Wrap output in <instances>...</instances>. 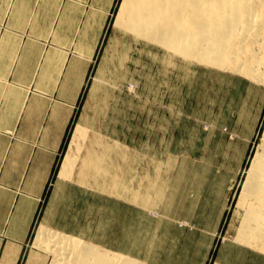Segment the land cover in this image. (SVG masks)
Here are the masks:
<instances>
[{
	"label": "rangeland",
	"instance_id": "374dc122",
	"mask_svg": "<svg viewBox=\"0 0 264 264\" xmlns=\"http://www.w3.org/2000/svg\"><path fill=\"white\" fill-rule=\"evenodd\" d=\"M123 2L0 0V154L8 150L0 159L3 170L23 138L43 134L33 130L37 124L53 123L44 134H62L51 175L39 185L45 190L30 222L29 258L44 254L35 246L41 226L142 264H154L156 256L162 261L165 254L180 263L186 251L203 250L217 227L210 264L230 249V238L263 250L264 237L247 244L237 237L247 207L245 180L264 149V82L126 38L115 26ZM88 123L95 130L89 145L106 156L108 179H90L96 189L105 187L96 191L100 199L69 198L77 189L71 178L63 180V165L77 153L78 125ZM156 171L167 183L158 212L119 198L112 186L125 181L141 188L147 180L139 174ZM5 181L17 186L15 179ZM89 215L90 226H83ZM39 259L52 264L54 257Z\"/></svg>",
	"mask_w": 264,
	"mask_h": 264
},
{
	"label": "bare ground",
	"instance_id": "6f19581e",
	"mask_svg": "<svg viewBox=\"0 0 264 264\" xmlns=\"http://www.w3.org/2000/svg\"><path fill=\"white\" fill-rule=\"evenodd\" d=\"M115 26L136 43L144 40L168 53L223 69L231 67L264 82V0H124ZM247 54L248 58L244 59ZM127 60L131 61L132 57L129 55ZM89 123L78 125L75 134L77 153H69L63 165V180L71 178L77 189L69 198L81 194L100 199L96 191H104L105 187L99 184L96 189L90 179L98 175L108 179L104 169L106 156L97 155L91 150L93 145H89L95 132L90 127L94 124L89 126ZM98 138L100 145V136ZM91 169L95 172L90 173ZM159 173L139 174L141 180H147L141 188L126 186L125 181H115L112 186L119 198L154 212L162 198L159 194L167 189V183L159 180ZM242 200H245L244 206L247 202V207L237 239L246 244L260 242L264 237V149L257 153L251 164ZM95 208V204L91 205L90 212ZM89 218L83 226H90V215ZM87 240L41 226L37 230L35 246L44 254L35 252L29 260L43 264L45 261L39 258L50 254L54 257L52 264H142ZM261 244L263 248L264 240Z\"/></svg>",
	"mask_w": 264,
	"mask_h": 264
},
{
	"label": "crops",
	"instance_id": "0c3cea01",
	"mask_svg": "<svg viewBox=\"0 0 264 264\" xmlns=\"http://www.w3.org/2000/svg\"><path fill=\"white\" fill-rule=\"evenodd\" d=\"M51 125L53 123L48 124L47 127L43 124L33 127V130L43 132V134H38L37 137L23 138L17 151L13 154L15 158L6 170H3L4 162L0 161V264L30 263L28 262L31 254L28 245L30 222L35 213L36 202L39 201L40 194L45 190L40 191L39 185L42 182H45L46 185L62 140L60 130L54 137L44 134L45 131L52 130ZM7 154L8 150L5 151V155L0 154V159L6 158ZM28 168L30 170H27ZM7 179L17 180L14 183L17 186L10 185V182L5 181ZM222 186H224L223 183H220L217 188ZM225 209L224 206L221 211L218 210V224H220ZM216 231L218 232V227L213 234L205 238L207 242L200 246V249L203 250L186 251L185 260L177 264H210ZM234 239H229L230 249L228 251H219L214 264H264V250L254 251L243 248L234 244ZM152 256L150 257L153 258ZM165 256L161 259L162 261H158L156 256L154 264H176L169 262L171 257H168L167 254ZM172 257L175 258L173 255Z\"/></svg>",
	"mask_w": 264,
	"mask_h": 264
}]
</instances>
